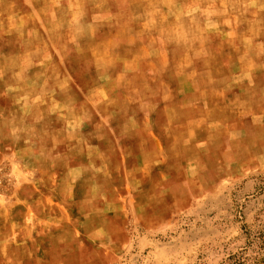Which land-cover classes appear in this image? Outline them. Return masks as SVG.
Returning a JSON list of instances; mask_svg holds the SVG:
<instances>
[{"label": "rangeland", "instance_id": "374dc122", "mask_svg": "<svg viewBox=\"0 0 264 264\" xmlns=\"http://www.w3.org/2000/svg\"><path fill=\"white\" fill-rule=\"evenodd\" d=\"M0 264H264V0H0Z\"/></svg>", "mask_w": 264, "mask_h": 264}, {"label": "crops", "instance_id": "0c3cea01", "mask_svg": "<svg viewBox=\"0 0 264 264\" xmlns=\"http://www.w3.org/2000/svg\"><path fill=\"white\" fill-rule=\"evenodd\" d=\"M251 84L255 85V79H252ZM256 100H257L256 99V95H255V97L253 95V98H252V101H251L252 102L251 104H253L252 108L256 107L257 102L260 101L259 99L257 101ZM209 101H210V105H211L210 108H209V111H212L213 113H216V114L220 113V118H221L220 121L223 120V122H225L227 124L230 123V122L232 124L233 121H234V123L232 125H236L237 123H239L238 122V118L232 117L233 115L231 113H229L230 108L228 106H226L227 103H226V105L223 103L224 104L223 105L221 103L220 99H218L216 97L210 98ZM240 104L243 105V102H241ZM196 112H197L196 110H191V111H188V112H183V113L180 112V113L186 114V115L188 114L190 116V119H191L190 121L191 122L198 123V122H201L200 121V116L202 115V113H196ZM239 116H241L240 119H241V123H242V121L244 119L243 113H241ZM200 124L201 123H199V125ZM158 130L159 129L157 127H155V128L152 127L149 130V132H147V134L149 133V135L146 134L145 136L142 137V141L143 140H145V141L149 140L150 143H151V149L149 148L150 150L145 152V153L150 154V158H152V155L154 154V152L156 154L158 152V150L160 151V153H163V152H165V149H166V151H167V149H169L171 151V149H174V148L176 149L177 147L182 149V147L180 145L177 146L175 143L165 144L164 136L161 135L163 133H160L161 131H158ZM139 131H142V130L140 129ZM193 131L194 132H201V131H204V130L202 129V127H199V129H194ZM179 132H180V129H179ZM198 143L206 144V142L203 141V140L198 141ZM152 144L155 145L154 146L155 148H152L153 147ZM99 145H100V142H96L95 143V147H98ZM126 150L127 149H125V151ZM122 151H124V148H123ZM118 153H122V162L124 164L128 163V160L126 161L125 156H124L125 152H121V151L119 152V151L116 150V152H111L110 155H109L108 163H109L110 166L114 162H120V160H117V158H116V157H118ZM126 154H129V151H126ZM143 154L144 153H142V155ZM142 155L139 157V159L138 158L136 159L137 166L135 168H132L131 166H127V167H125L123 169L124 172H125V174H124L125 178L128 177V174H129L130 177L133 174H135V176L137 174V177L141 181H143V179L147 178V176H148V172H147V170H148L147 169V165H148L147 161H148V159L145 160V158ZM164 161L165 160L163 158V155L159 156L158 159L156 160V162H157L156 166L158 164H163ZM94 162H95V165H98L97 167H99L100 163H104V161H101L100 159L97 160V161H94ZM129 164H131V163H129Z\"/></svg>", "mask_w": 264, "mask_h": 264}]
</instances>
